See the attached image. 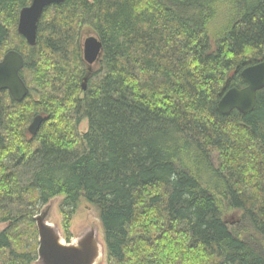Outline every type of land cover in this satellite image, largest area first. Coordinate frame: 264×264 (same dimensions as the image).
I'll return each instance as SVG.
<instances>
[{
  "label": "trees",
  "instance_id": "16d2710c",
  "mask_svg": "<svg viewBox=\"0 0 264 264\" xmlns=\"http://www.w3.org/2000/svg\"><path fill=\"white\" fill-rule=\"evenodd\" d=\"M31 1L0 0V60L22 54L30 89L0 91V200L61 197L67 241L89 204L108 264H264V90L247 115L218 110L264 61V0H66L35 47L17 30ZM86 29L103 57L83 91ZM13 163L34 167L27 184ZM25 215H1L0 264H36Z\"/></svg>",
  "mask_w": 264,
  "mask_h": 264
},
{
  "label": "water",
  "instance_id": "95a60500",
  "mask_svg": "<svg viewBox=\"0 0 264 264\" xmlns=\"http://www.w3.org/2000/svg\"><path fill=\"white\" fill-rule=\"evenodd\" d=\"M66 0H32L22 9L18 21V33L35 47L38 38V25L45 9L52 5L64 4ZM83 60L87 71L82 89L87 91L94 67L103 57V46L95 34H90L82 44ZM24 57L15 50L9 51L0 61V91H8L14 101L22 102L30 94V89L21 77ZM245 87L232 88L225 92L218 103V110L224 115L238 111L242 115L251 113L257 104L258 93L264 90V61L247 67L242 71ZM44 122L37 116L28 128L31 136H36ZM55 206L52 200L35 217L38 233V260L36 264H103L106 247L101 239V227L97 224L82 229L74 239L67 241L60 227L51 223Z\"/></svg>",
  "mask_w": 264,
  "mask_h": 264
},
{
  "label": "rangeland",
  "instance_id": "374dc122",
  "mask_svg": "<svg viewBox=\"0 0 264 264\" xmlns=\"http://www.w3.org/2000/svg\"><path fill=\"white\" fill-rule=\"evenodd\" d=\"M32 2V1H31ZM83 41L89 36L90 34H94L92 30L86 29L83 32ZM99 68V65L95 66V70ZM88 123L84 122L81 126L82 130H87ZM12 171L16 173V175L19 176L23 184H27L32 172L34 171V167L31 165L26 164H14L11 166ZM29 197L24 195L22 198H15V199H6V200H0V217L3 215V213L10 212L12 214V217H17L21 214L25 215L27 213L35 212V217L41 213V211L46 207L44 206H33V204L30 203ZM62 201V198H56L55 199V206L53 210V216L51 218V223L56 224L60 227L64 238L65 232L63 227V215L60 210V203ZM26 216V215H25ZM34 217V219H35ZM240 218V213L236 212L233 214H229L225 216L226 221L232 222L236 221ZM36 224V223H35ZM97 224L100 226V220L98 217L97 212L95 209H93L89 204L83 203L80 207V209L74 214L73 220H72V226L70 227V231L72 233V239L77 235L78 232H80L82 229L89 225ZM12 225L11 221L8 222H0V232L7 229L9 226ZM21 226V231L25 233V241L29 245L33 246L35 243L38 245V233L35 232V228L37 231V227L32 228L30 227V220L29 218H24L19 223ZM101 227V226H100ZM101 239L103 240V232L101 229ZM104 242V241H103ZM38 249V246H37ZM37 263V262H36ZM103 264H108L107 260Z\"/></svg>",
  "mask_w": 264,
  "mask_h": 264
},
{
  "label": "flooded vegetation",
  "instance_id": "af4514ba",
  "mask_svg": "<svg viewBox=\"0 0 264 264\" xmlns=\"http://www.w3.org/2000/svg\"><path fill=\"white\" fill-rule=\"evenodd\" d=\"M3 58H4V57H3ZM3 58H2V59H3ZM2 59H1V60H2ZM1 60H0V61H1ZM30 125H31V124H30Z\"/></svg>",
  "mask_w": 264,
  "mask_h": 264
}]
</instances>
